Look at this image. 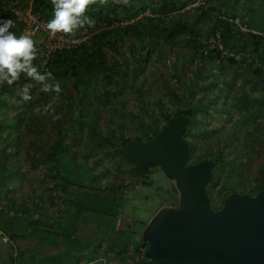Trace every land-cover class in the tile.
Instances as JSON below:
<instances>
[{"label":"rangeland","instance_id":"374dc122","mask_svg":"<svg viewBox=\"0 0 264 264\" xmlns=\"http://www.w3.org/2000/svg\"><path fill=\"white\" fill-rule=\"evenodd\" d=\"M214 1L219 7L211 9L208 1L193 0L184 8L193 23L195 8L204 3L206 16L196 23L201 27L198 42L186 30L179 31L163 42L173 49L164 59L158 57V45L146 43L134 73H122V84L118 79L106 82L113 89L111 96L96 95L98 86L84 91L64 80L68 91L59 98L72 105H63L70 108V127L59 126L65 109L57 111L54 98H43L36 90L30 93L36 100L29 104L22 99L24 86L17 88L20 95L12 98L14 107H3L2 112L11 118L18 110L22 115L15 127H0V150L14 130L19 136L10 156L15 172L0 182V264H62L74 245L77 256L85 260L99 252H93V244L113 241L119 246L98 253L105 256V264H117L118 259L134 262L145 225L160 206L174 201L176 190L159 168L146 175L138 172L120 154L121 145L124 138H140L153 124L160 126L167 115L184 107L189 95V106L195 107L190 121L195 130L188 137L194 150L213 152L223 145L241 169L239 175L230 171L226 179L215 172L217 183L207 185L213 205L222 204L228 189L251 193L250 184L259 180L264 167V81L245 67L198 59L197 45L214 39L208 35L212 19L220 14L240 31L264 36L259 25L264 21V0ZM247 6L256 10L248 11ZM128 43L125 38L119 50H108L109 59L116 57L119 63L122 56L129 59ZM49 102L55 111L45 113L43 106ZM37 107L39 114L33 111ZM46 151L51 158L42 162ZM49 253L59 261L52 262Z\"/></svg>","mask_w":264,"mask_h":264},{"label":"trees","instance_id":"16d2710c","mask_svg":"<svg viewBox=\"0 0 264 264\" xmlns=\"http://www.w3.org/2000/svg\"><path fill=\"white\" fill-rule=\"evenodd\" d=\"M7 0H0V19H12L15 21V27L12 29L17 35L21 34L20 23L15 19L13 14L6 10L5 2ZM193 0H131V6L123 5H114L111 0L107 5L97 4L92 5L87 14L95 20V23L105 22L106 27L99 33L93 36L91 43L80 44L71 49H62L56 50L51 53L47 60V69L44 70L40 67L38 62L35 60L33 63L37 66L38 70L41 72L51 71L55 78L60 82L62 91L59 95H64L68 91V86L64 80H69L75 88H80L92 92L93 87L98 86L97 93L99 97L101 96H111L113 89L109 88L106 85L108 80H116L122 84V73H134L137 70V67L142 62L141 57L144 50V45L150 43L152 47L159 46L160 48L158 57L164 59L169 53H173V49L166 48L163 45L164 41L171 40L175 34L179 31L186 30L189 34V37L193 41L198 42V38L201 37V27L197 26V21H200L206 16L204 11V3L201 6H197L195 11L197 12L195 22H189L184 13V8L188 3ZM211 4V9L219 7V3H215L214 0H206V2ZM229 2V1H228ZM246 6V5H245ZM34 10L38 11L40 15L46 19H51L53 5L51 0H34ZM248 11L253 9L256 10V6H247ZM149 12V13H145ZM171 15L168 18V15ZM174 14V15H173ZM173 15V16H172ZM125 22V23H123ZM212 27L208 35L210 37L213 34V37L218 36L220 43L223 49L231 52L233 55H222V50L218 48L217 44L213 48H208L206 54L199 52V48L203 46L202 43L197 45V53L199 56L198 59L204 57V61L209 60L212 63L219 60V63L225 64L226 66H239L245 67L248 71L259 80L264 81L263 68L264 64V36L254 34L251 32H242L239 29L234 27V24H231L230 21L226 18L225 14L218 15L215 19H212ZM125 38L129 39L128 48L129 59L126 56H122V62L119 63L116 57L109 59L108 50L115 49L119 50V47L124 46ZM138 47L137 52L134 51V48ZM241 53L239 58H236V55ZM239 59V60H238ZM261 64H257V62ZM121 64V65H120ZM122 68L120 69V67ZM123 70V71H121ZM25 85L30 87V93H34L36 90L40 92L43 98L46 99H55L54 106L57 111L64 110L63 120L59 122V126L70 127L68 125L70 116L67 115L70 108L64 107L63 105H70V102L67 104L60 100V96H56L55 93H45L40 91V85L35 84L33 80L26 78L21 74V78L18 82L14 83L11 86L4 85L0 87V127L2 126H11L15 127L17 120L22 112L16 111L15 114L9 117L6 113L2 112L3 107H14L13 97H19L20 93L17 92V88H21ZM77 88V89H78ZM190 100L185 98L184 107L179 108L174 114L167 115L165 117L164 123L160 126H154L148 128L141 139H148L158 132V130L166 123V121L177 114L183 113L189 115L192 119L195 113V107L189 106L192 102V97ZM80 97V96H79ZM187 97V96H186ZM36 98L28 100L29 104H33ZM71 102L73 99L70 97ZM88 101V100H87ZM86 101V102H87ZM85 108V107H84ZM88 109V108H87ZM99 108L96 107L94 111H98ZM59 113V112H58ZM190 119V121H191ZM155 121V119L153 120ZM68 125V126H67ZM193 125L190 122L187 125V131L184 134V138L189 143V154L188 162L193 163L203 159H211L215 162V171H220L223 174V177L229 176L230 171L235 175H239L241 169L236 167V161L232 157V153L226 154L224 151V146H217L213 152L208 150L198 151L194 150V143L189 140V136L192 131H194ZM14 133L10 134L8 138H5L3 145L0 150V182L7 175H12L15 170H13V161L11 159L12 150L17 148L18 141V130H14ZM134 138H139L134 137ZM129 138H124L120 154L122 155L125 142ZM53 151V150H52ZM123 156V155H122ZM51 158V152L46 151L45 157L41 160L42 162L45 159ZM30 164H26V167H29ZM137 170L136 166L134 165ZM138 171V170H137ZM259 180L254 181L250 184L251 193L250 195L256 194L260 190H264V167L261 168L259 173ZM216 178V177H215ZM213 179L217 183L216 179ZM212 180V181H213ZM222 188L220 191H222ZM219 191V192H220ZM235 191L236 189H228L224 191L223 200L227 194ZM208 192V188H207ZM241 193H245L244 191ZM210 199V205L213 208H218L212 203L213 197L207 193ZM222 200V202H223ZM10 239H13L15 236L8 235ZM147 244H142L137 248L136 257L134 258V264L136 261L144 257V252L141 253L140 248L144 250Z\"/></svg>","mask_w":264,"mask_h":264},{"label":"water","instance_id":"95a60500","mask_svg":"<svg viewBox=\"0 0 264 264\" xmlns=\"http://www.w3.org/2000/svg\"><path fill=\"white\" fill-rule=\"evenodd\" d=\"M190 119L177 114L152 137L124 144L122 155L138 172L159 168L176 190L174 201L160 206L145 225L144 257L134 264H264V190L230 192L213 208L207 185L215 162H188L184 134Z\"/></svg>","mask_w":264,"mask_h":264},{"label":"clouds","instance_id":"9594fccd","mask_svg":"<svg viewBox=\"0 0 264 264\" xmlns=\"http://www.w3.org/2000/svg\"><path fill=\"white\" fill-rule=\"evenodd\" d=\"M107 5L109 0H51L53 5L52 17L45 25L50 37L55 38L57 34L71 35L82 28L94 27L95 20L87 12L88 9L97 4ZM114 5L131 6V0H111ZM15 21L12 19H0V87L8 86L18 82L21 74L40 85V91L45 93H61L60 82L51 71L41 72L33 63L39 49L37 41L33 38L34 33L24 31L17 35L12 29ZM22 99L31 100L29 86L25 85L22 91ZM34 113L39 114L41 108L37 107ZM43 111L54 112L53 102L43 106ZM57 119L59 117H56Z\"/></svg>","mask_w":264,"mask_h":264},{"label":"built area","instance_id":"2783aa9c","mask_svg":"<svg viewBox=\"0 0 264 264\" xmlns=\"http://www.w3.org/2000/svg\"><path fill=\"white\" fill-rule=\"evenodd\" d=\"M34 0H7L5 2L6 10L9 11L15 19L20 23L21 33L29 31L34 33L33 38L37 41V48L39 49L36 61L44 70L47 69V60L52 52L62 49H71L80 44H90L94 35L105 29V22L95 23L94 27H85L80 29L75 36L57 34L55 38L50 37L46 30V23L48 19L40 15L38 11L34 10ZM219 37H214L208 44H203L200 49L204 54L207 53L208 48L218 46L222 50V55H233L231 52L223 49L222 45L218 43ZM141 251H144L142 248ZM98 264H105V260L101 259Z\"/></svg>","mask_w":264,"mask_h":264},{"label":"crops","instance_id":"0c3cea01","mask_svg":"<svg viewBox=\"0 0 264 264\" xmlns=\"http://www.w3.org/2000/svg\"><path fill=\"white\" fill-rule=\"evenodd\" d=\"M229 3V2H228ZM261 19H263V18H261ZM259 25H260V28L261 29H263L264 28V21L262 20H260L259 21ZM56 183V182H55ZM51 189H52V187H51ZM173 194H174V192H173ZM50 195V199H51V197H53V195L52 194H49ZM173 198H174V195H173ZM0 231H2V229L0 228ZM3 232V231H2ZM114 241L112 242V243H107L106 244V242H104V243H97V244H93V246L94 247H96L95 249H93V252L94 251H96V250H99V252H94V255H91L90 257H88L87 259H83L80 255L81 254H79L78 256H77V254H78V251H77V248L75 247V245L74 246H72V249L71 250H69V253H67L66 255H64V258H66L64 261H61L62 262V264H98L100 261H101V259H104L105 260V256L103 255V254H101V255H98V253L100 254L101 252H102V249H106V247L107 248H116V247H118L119 245L118 244H116V245H114ZM36 246V245H35ZM120 246H122V245H120ZM41 249V248H40ZM52 250V249H51ZM101 250V251H100ZM53 251V250H52ZM102 253H105L104 251L102 252ZM74 255V256H73ZM95 256V257H94ZM56 257H58L56 254H54V253H49V255H48V258L49 259H52V262L53 261H56V262H58L59 261V259L57 260V259H55ZM78 258V261H71V260H69L70 258ZM115 261H117L116 263L117 264H129V263H131V261H126L125 263H121L122 261H124V259H122V261L121 262H119V259L118 260H115ZM114 261V262H115ZM13 263V262H12ZM13 264H15V263H13Z\"/></svg>","mask_w":264,"mask_h":264},{"label":"flooded vegetation","instance_id":"af4514ba","mask_svg":"<svg viewBox=\"0 0 264 264\" xmlns=\"http://www.w3.org/2000/svg\"><path fill=\"white\" fill-rule=\"evenodd\" d=\"M175 195H176V194H174V196H175ZM174 198H175V197H174ZM174 198H173V199H174Z\"/></svg>","mask_w":264,"mask_h":264}]
</instances>
